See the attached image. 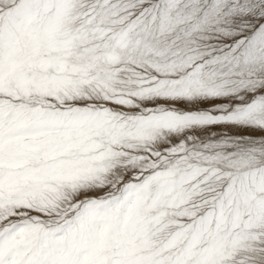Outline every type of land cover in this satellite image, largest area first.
Instances as JSON below:
<instances>
[{
  "label": "snow or ice",
  "instance_id": "6c2138e0",
  "mask_svg": "<svg viewBox=\"0 0 264 264\" xmlns=\"http://www.w3.org/2000/svg\"><path fill=\"white\" fill-rule=\"evenodd\" d=\"M0 264H264V0H0Z\"/></svg>",
  "mask_w": 264,
  "mask_h": 264
}]
</instances>
